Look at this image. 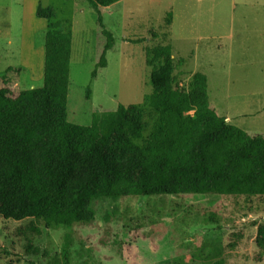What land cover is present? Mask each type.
Listing matches in <instances>:
<instances>
[{
	"label": "rangeland",
	"instance_id": "1",
	"mask_svg": "<svg viewBox=\"0 0 264 264\" xmlns=\"http://www.w3.org/2000/svg\"><path fill=\"white\" fill-rule=\"evenodd\" d=\"M37 10L51 11L71 33L70 121L88 124L94 111L121 103L141 115L147 134L158 115L156 85L169 79L189 92L193 73L201 71L210 105L264 136V0L100 6L115 40L94 76L105 36L88 0H0V89L7 94L42 87L47 19ZM93 209L92 220L70 226L5 218L0 211V264H207L218 258L264 264L261 194L100 196Z\"/></svg>",
	"mask_w": 264,
	"mask_h": 264
},
{
	"label": "trees",
	"instance_id": "2",
	"mask_svg": "<svg viewBox=\"0 0 264 264\" xmlns=\"http://www.w3.org/2000/svg\"><path fill=\"white\" fill-rule=\"evenodd\" d=\"M116 1L88 0L105 36L93 76L106 65L115 40L100 6ZM37 15L47 19L42 87L16 95L0 89L3 217L70 226L92 220L93 201L100 196L264 195V136L217 113L204 72L193 73L189 92L173 88L169 79L156 85L153 108L158 115L147 134L141 115L121 103L94 111L88 124L66 118L71 33L51 11L43 15L37 10ZM258 245L264 247V237Z\"/></svg>",
	"mask_w": 264,
	"mask_h": 264
},
{
	"label": "crops",
	"instance_id": "3",
	"mask_svg": "<svg viewBox=\"0 0 264 264\" xmlns=\"http://www.w3.org/2000/svg\"><path fill=\"white\" fill-rule=\"evenodd\" d=\"M218 113V112H217ZM221 115V114H220ZM224 116L228 121H230V117L226 114V115H222ZM237 125V124H236ZM244 129V128H243ZM247 131V130H246ZM249 132V131H248ZM250 133V132H249ZM250 134H253L255 135V133H250ZM256 134H259V133H256ZM261 135V134H260Z\"/></svg>",
	"mask_w": 264,
	"mask_h": 264
}]
</instances>
